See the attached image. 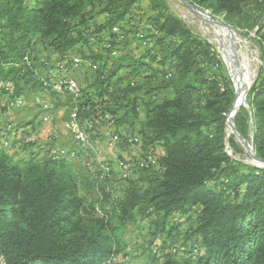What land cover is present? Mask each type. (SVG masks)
Instances as JSON below:
<instances>
[{"label":"trees","instance_id":"trees-1","mask_svg":"<svg viewBox=\"0 0 264 264\" xmlns=\"http://www.w3.org/2000/svg\"><path fill=\"white\" fill-rule=\"evenodd\" d=\"M197 1L211 5L221 0ZM232 2L223 0L228 4L217 9L230 13ZM134 40L138 44L132 48ZM151 41L154 47L165 45L162 61L170 59L180 67L170 82L172 96L160 102L135 81L147 63L144 55L153 50ZM137 47L143 52L137 54ZM27 52L37 69L43 60L53 65L66 60L67 74L75 80L74 71L85 60L92 88L83 91L101 102L100 110L89 102L80 118L93 120L97 129L101 119L106 124L112 117L119 138L137 136L141 151L159 144L164 170L136 171L139 176L126 178L116 200L99 183L110 200L102 215L88 217V204L79 193L84 181L69 164L50 157L14 160L0 150V206L12 207L18 225L9 241L0 244L4 264H105L123 253L126 243L118 240V233L137 214L154 217L148 244L151 264L160 253L161 264H264V167L232 160L224 152L223 128L230 109L223 107L224 76L211 77L217 94L212 98L194 93L184 80L195 54L204 68L218 71L219 62L205 40L168 10L165 0H0V64ZM74 57L80 59L77 66ZM32 73L9 68L1 69L0 77L13 74L16 83L40 87ZM165 74L170 80L171 74ZM246 102L248 110L241 106L234 117L235 130L244 138L250 135L253 153L264 161L263 68ZM243 110L245 124L237 126ZM119 125L130 126L131 132L122 133ZM150 175L147 185L139 186L141 177ZM180 223L184 231L176 232L180 240H175L173 230ZM167 225L170 243L154 245Z\"/></svg>","mask_w":264,"mask_h":264},{"label":"rangeland","instance_id":"rangeland-1","mask_svg":"<svg viewBox=\"0 0 264 264\" xmlns=\"http://www.w3.org/2000/svg\"><path fill=\"white\" fill-rule=\"evenodd\" d=\"M165 1L168 10L175 17H177L182 22H184L201 39L205 40V42L210 46V50H212V52L214 53L215 59L219 62L218 71L216 69H213V66L212 67L207 66V68H204L201 66L203 62L201 61L199 55L195 54L189 60L190 65L186 67L187 73L184 79L185 84H189L190 88L194 90V93L196 92L198 93V95L202 94L203 98L206 96H208L207 98H212L213 96H217V94L211 77L219 76L223 78L224 76L223 81L225 87L223 90L224 92L223 107L225 108L228 107L229 109L235 97V91L232 81L227 72V69L222 60V57L219 54L217 46L213 41H211L210 37L204 35L201 32L200 24L198 22L199 20L196 16L186 15L183 10L177 8L174 0H165ZM185 1L189 2L195 8L205 11L210 16H214L219 21H221L225 26L231 27L235 31L237 30L236 32H238V34L245 40L246 51L248 53L249 58L252 61V62L250 61V66L252 70H254L255 72L250 85L251 88V86L258 77L259 70L261 68L264 69V51L262 49L264 42V40L262 39V37L264 36V0H233L232 4H235L233 8L236 9L232 8L230 13H227L225 11H220L217 9L219 4H228V3H223V0H221L220 3L213 1V4L211 5L207 3L198 2L197 0H185ZM30 2H32V0H30ZM260 22H262V24H260ZM134 41L135 42H132V45L130 44L132 48H134V46L138 44L136 40ZM153 43L154 42L151 41L149 47H152ZM164 46L165 45L162 44V42H160V44L157 45L156 47L154 46L152 47L153 50L148 49L149 51H147L146 54L144 55V59L147 63H145L144 67H142L140 75H138L135 79V81L137 80V83L143 88V90L147 93L148 96L149 95L154 96L155 102H160L164 98L172 96L171 88L169 87L170 82L174 80V78H177V71L180 68L177 66L176 61H172L170 59L168 60L166 59V61L161 60V58L163 57ZM134 51H136L137 54L138 52L139 53L143 52L141 47H137V49L135 48ZM154 52H156L155 58L152 57V54ZM51 58L53 59V57ZM165 73L171 74V77H168L170 78V80L168 81L165 80L166 79V76L164 78ZM4 79L11 81L15 84V87L17 89L15 93L17 92V94H21L24 97L25 105L21 109L12 110L9 112H4V110L0 107V150L8 153L14 160H29L31 157L36 158L35 154L37 148L30 146L31 139H29V133L26 127L30 128V123H34L33 117L35 118L36 116L34 115L35 112L37 115L40 114V117L46 112V110L42 109V106L37 104V100H36L37 92L41 91V89L37 85L35 88L34 86H29L27 84L23 85L21 81H18L16 83V81L13 80L16 79L13 74H10L8 77ZM166 82L168 85L164 87L163 83ZM16 85H18V87ZM198 90L199 92H197ZM49 95L51 96V94H46L45 96L50 97ZM4 96L5 94L3 92H0V102L2 101ZM45 96L43 97V99H41V101L46 99ZM64 101H67V103H69L70 105V101H68V99L65 98ZM242 107H244L245 110H248V108H246L245 106ZM228 109L222 114L225 115ZM243 112L244 110L240 112V117L238 119L237 126H239V123L240 126H243L245 124L244 115L242 114ZM139 114L141 116V119L140 116L139 119L142 120L144 114L141 112H139ZM234 120L233 123L235 126ZM47 122H49L47 124L55 125L56 119L50 118V120ZM38 123L45 124L46 122H43L40 119ZM249 124H250V119H249ZM7 127H8V131L5 130V128ZM225 127L226 124L224 122V128H223L224 152L227 154V156H229L230 159L232 160L240 161L245 164L255 166L249 161L248 154L242 147V144L234 136H230L229 140L228 139L226 140ZM15 128H17L18 131ZM21 128L24 131L21 132L20 130ZM101 128L103 130L102 132H100L99 127L96 129L97 137L94 140V142L92 140V148L87 152V157L83 156L84 159L83 163L80 162L79 160L80 156L78 157V155H77L78 162H75L76 160L74 159L72 160L70 159L69 161H66V159H64V162H66V164H69L72 167V169L76 173H78L80 179H82L85 182V183L84 182L80 183L81 185H80L79 193L83 197L85 204H88V207L86 209L88 213L86 216L88 217L102 215L103 214L102 206L106 205L107 202L110 200L109 195L101 190L100 187L101 184H99L100 182H96L95 180L96 169L93 166H91L89 169L88 165L90 164L97 165L98 162L101 163L107 162L111 164V166L113 167L111 180L114 182L115 185H118V183L119 185L122 184V190H123V186H125L124 184H126V179L125 180L122 179L121 173L117 169L115 162L116 160H123L125 157L127 158L130 157L133 151L132 149L129 148L128 144L123 142L122 140H119L117 143L111 141V138L109 136V133L111 132V128L107 123L104 124ZM17 132L19 136L14 135ZM245 138L247 142L251 144L250 135L247 134ZM56 139L57 138L54 137L50 138V140L52 141ZM59 142H61V139H59ZM43 144H45V142ZM49 144L50 143L48 142L46 143V145ZM69 146L70 148H67V150H65L64 147L61 146H52V147L49 146V148H47V146L46 147L44 146L38 150V153H40L39 151H41L42 152L41 156H42L47 151L49 153V151L52 149L62 150L63 152H65L71 150V148L73 147L76 148L77 145L75 140L72 138V136H71V140H69ZM95 146L98 147L100 146L101 148H104L106 153L104 152L102 155L98 154L97 152L98 148L96 149ZM21 148L24 149L23 150L24 152L21 151L22 150ZM33 148L35 149V151ZM134 148L136 147L133 146V149ZM79 152L80 151L78 150V153ZM43 157H40V159H43ZM139 174H140L139 172L133 171L132 174L129 175V177L139 176ZM151 177H152L151 175L147 177L146 176L141 177L142 180L139 186H146L148 180H150ZM87 180L89 181V183L87 182ZM135 217L136 219L133 222L127 223L126 226L123 228V230L118 233L117 236L118 240L120 242L124 241L127 244V247H125L123 253H120L119 256H117L118 258L117 261L119 262V264H151L152 263L151 255L149 254L148 244L150 243L149 230L153 228L152 222L154 220V217H150L148 215L147 216L140 215V214H137ZM169 226L170 225H167L164 232L160 233L157 236L158 238H156L153 241L154 245L161 247L163 244L165 246V244L170 243L172 237L168 238L169 237L168 234L170 232ZM183 226L184 224L183 225H181V223L177 224V229L173 230L175 240L177 239L180 240L177 237L178 235H176V232H180L183 234L184 231L183 228L185 227ZM13 227L14 229H16L18 225L16 224L15 216L12 214V207L0 206V244L2 243L6 244L7 241H9V239L11 238L9 234L11 229H13ZM125 254L127 255L124 256ZM157 256H158L157 258L159 259L157 260V263L154 264H161L162 262L161 253ZM4 261H5V257L3 256V254H1L0 264H4Z\"/></svg>","mask_w":264,"mask_h":264},{"label":"built area","instance_id":"built-area-1","mask_svg":"<svg viewBox=\"0 0 264 264\" xmlns=\"http://www.w3.org/2000/svg\"><path fill=\"white\" fill-rule=\"evenodd\" d=\"M113 30L116 31L117 29L114 28ZM90 39L94 40L92 36ZM111 55L114 56L115 52H112ZM73 63L77 66L80 63V59L74 57ZM65 64L66 60L57 61L54 65L52 62L43 60L40 69L33 68L32 57L30 53L27 52L19 60L9 59L7 62L1 63L0 70H8L9 68L28 69L33 72L32 74L35 76L34 81H37L40 84L41 92L43 94H48V91H53L61 96H67L70 105L63 126L75 140L76 145L82 148V152H85L92 148L91 137L95 136L97 131L93 120L86 118L81 119L79 113L81 109L88 110L89 102L94 103V106L98 109L101 100L95 99L89 90L83 91V86L67 74ZM93 68L95 67L93 66ZM0 92L5 94L0 102V107L4 112L18 110L24 107L25 99L21 94L15 93L13 82L0 77ZM42 109L46 110V112L40 117V119L43 122H47L51 118L49 112L50 105L44 103L42 104ZM113 123V118L108 117L107 124L111 128V132L109 133L111 141L117 143L119 140H122L133 150L130 157H125L123 160H116L115 162L117 169L121 173L122 179L125 180L126 178H129V175L132 174L133 171H153L156 174L162 173L164 170L162 162L164 150L162 147L157 143H153L149 145L146 150L141 151L139 147L141 145L139 138L137 136H125L124 138H119V135L112 130L114 126ZM8 127L5 128L6 131H8ZM133 146L136 148L133 149ZM65 152L52 149L50 150L49 156L53 161L58 163L64 161V159H66V161H69L70 159L72 160L79 154L77 148L74 147ZM91 166L96 169L95 179L104 184L105 192L110 193L113 200L119 199L121 197L122 185H115L116 188L111 187L110 182L113 184V181L111 180L113 167L111 164L107 162H98L97 165H88V168L90 169ZM117 256L119 255L110 256L105 264L119 263L117 261Z\"/></svg>","mask_w":264,"mask_h":264},{"label":"bare ground","instance_id":"bare-ground-1","mask_svg":"<svg viewBox=\"0 0 264 264\" xmlns=\"http://www.w3.org/2000/svg\"><path fill=\"white\" fill-rule=\"evenodd\" d=\"M175 3L177 8L183 10L186 15L196 16L198 18L201 32L210 37L211 41L218 48L235 91L234 100L226 114L225 137L226 140H229L230 136H234L242 144V147L248 154L249 161H253L251 160L250 151L246 142L231 127L232 124L234 125L233 120L240 107L246 105V99H243V95L245 90L250 87L253 79V70L250 66L251 59L246 51L245 40L236 32L237 30L235 31L231 27L223 26L221 21L214 16H210L205 12H198L197 9L185 7L183 3L178 1H175Z\"/></svg>","mask_w":264,"mask_h":264},{"label":"crops","instance_id":"crops-1","mask_svg":"<svg viewBox=\"0 0 264 264\" xmlns=\"http://www.w3.org/2000/svg\"><path fill=\"white\" fill-rule=\"evenodd\" d=\"M82 63L83 64H81V66L74 71V75L76 76V80L83 87L92 88V85L90 83L91 82V78H90L91 71L88 67V63L85 60ZM35 87H36V85L34 86V88ZM45 95L46 94H43L41 91L37 92V95H36L37 104L42 106V104L47 102L51 106V109H50L51 119H56V122H55V125L47 124L49 122H46L45 124L38 123L40 120V114L37 115L35 112L34 115H36V116H35V118L33 117L34 123H30V128L26 127V129L29 133V139H31V145L30 146L37 148L36 154H35L36 159L37 158L40 159V157H43V156L45 158L49 156L50 151H49V153L47 151L42 156H41V154H42L41 151H39L40 153H38V150L44 146L45 147L47 146V148H49V146L50 147L61 146V147H64L65 150H67V148H70L69 140H71V136L63 126L64 120L67 118V111H68L69 103H67V101H64L65 98L63 96H61L60 94L52 93L51 96L49 95L50 97L45 96ZM44 96L46 97V99L41 101V99H43ZM39 101H40V103H39ZM101 120H103V121L100 122V124L98 126L100 132L103 131L101 127L105 124L104 123L105 118H103ZM15 129L17 130V128H15ZM113 129L114 128H112V130ZM118 129L120 131H122V133L131 132V127L128 125L127 126L126 125H119ZM20 130H21V132L24 131V130H22V128ZM14 135L19 136L18 132L15 133ZM51 137H54L57 139L52 141V140H50ZM59 139H61V142H59ZM94 140H93V142H94ZM49 141H51V142H49ZM44 142H45V144H43ZM47 142L50 144L46 145ZM20 145H22V144H20ZM95 147H96V149L98 148V151H97L98 154L102 155L105 152L104 148H101L100 146L99 147L95 146ZM23 150L24 149H22L21 151L24 152ZM34 151H35V149H34ZM79 156H80V158H79L80 162L83 163V160H84L83 156L87 157V153L86 152L79 153L78 157ZM78 157H76L74 159V160H76L75 162H78L77 161Z\"/></svg>","mask_w":264,"mask_h":264},{"label":"water","instance_id":"water-1","mask_svg":"<svg viewBox=\"0 0 264 264\" xmlns=\"http://www.w3.org/2000/svg\"><path fill=\"white\" fill-rule=\"evenodd\" d=\"M174 1H178V2L183 3L185 7H190V8H192V9H197L198 12H205V11L199 10L198 8H195L194 6H192L189 2H187V1H185V0H174ZM205 13H206V12H205ZM221 23H222V22H221ZM222 25L225 26L223 23H222ZM254 73H255V72H254V70H253V76H254ZM249 88H250V87H249ZM249 88H247V89L245 90V93H244V95H243V99H244V100L246 99V96H247V93H248V91H249ZM245 106H246V105H245ZM231 127L235 130V127H234L233 124L231 125ZM235 132H236V134H237L240 138H242V139L246 142L247 147H248V149H249V151H250V157H251V160H253V161H250V162H251L253 165L257 166V167H264V161L261 160V159H259L258 157L255 156V154L253 153V149H252L251 144H249V143L247 142V140H246L244 137H242V136H241L236 130H235Z\"/></svg>","mask_w":264,"mask_h":264}]
</instances>
